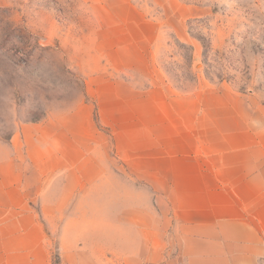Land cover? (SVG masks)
<instances>
[{
  "label": "crops",
  "instance_id": "crops-1",
  "mask_svg": "<svg viewBox=\"0 0 264 264\" xmlns=\"http://www.w3.org/2000/svg\"><path fill=\"white\" fill-rule=\"evenodd\" d=\"M137 32L115 52L149 42ZM156 67L99 61L95 113L79 102L0 143V264H264V108L176 91Z\"/></svg>",
  "mask_w": 264,
  "mask_h": 264
},
{
  "label": "rangeland",
  "instance_id": "rangeland-1",
  "mask_svg": "<svg viewBox=\"0 0 264 264\" xmlns=\"http://www.w3.org/2000/svg\"><path fill=\"white\" fill-rule=\"evenodd\" d=\"M137 31L147 44L115 52ZM144 58L176 91L234 92L262 109L264 0H0V143L79 102L95 113L87 74L99 61Z\"/></svg>",
  "mask_w": 264,
  "mask_h": 264
}]
</instances>
